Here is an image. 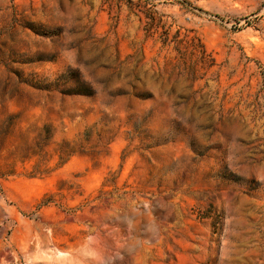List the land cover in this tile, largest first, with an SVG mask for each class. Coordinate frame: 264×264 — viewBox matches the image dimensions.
I'll list each match as a JSON object with an SVG mask.
<instances>
[{"label":"rangeland","instance_id":"rangeland-1","mask_svg":"<svg viewBox=\"0 0 264 264\" xmlns=\"http://www.w3.org/2000/svg\"><path fill=\"white\" fill-rule=\"evenodd\" d=\"M0 264H264V0H0Z\"/></svg>","mask_w":264,"mask_h":264},{"label":"trees","instance_id":"trees-1","mask_svg":"<svg viewBox=\"0 0 264 264\" xmlns=\"http://www.w3.org/2000/svg\"><path fill=\"white\" fill-rule=\"evenodd\" d=\"M183 3H187L186 1H183Z\"/></svg>","mask_w":264,"mask_h":264}]
</instances>
